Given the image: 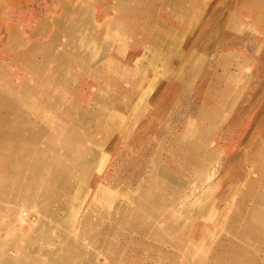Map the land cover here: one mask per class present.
I'll return each instance as SVG.
<instances>
[{
  "label": "rangeland",
  "instance_id": "rangeland-1",
  "mask_svg": "<svg viewBox=\"0 0 264 264\" xmlns=\"http://www.w3.org/2000/svg\"><path fill=\"white\" fill-rule=\"evenodd\" d=\"M0 264H264V0H0Z\"/></svg>",
  "mask_w": 264,
  "mask_h": 264
},
{
  "label": "bare ground",
  "instance_id": "bare-ground-1",
  "mask_svg": "<svg viewBox=\"0 0 264 264\" xmlns=\"http://www.w3.org/2000/svg\"><path fill=\"white\" fill-rule=\"evenodd\" d=\"M178 179V178H177ZM171 180V179H170Z\"/></svg>",
  "mask_w": 264,
  "mask_h": 264
}]
</instances>
